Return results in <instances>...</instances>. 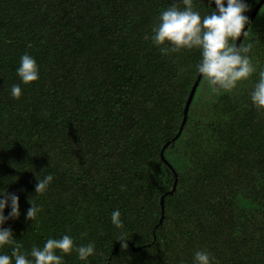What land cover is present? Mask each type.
Masks as SVG:
<instances>
[{
  "label": "trees",
  "instance_id": "trees-1",
  "mask_svg": "<svg viewBox=\"0 0 264 264\" xmlns=\"http://www.w3.org/2000/svg\"><path fill=\"white\" fill-rule=\"evenodd\" d=\"M192 2L202 18L216 9L213 0ZM244 2L249 19L260 0ZM174 4L185 7L0 0V199L20 201L19 218L3 227L28 259L34 246L68 235L74 249L92 243L95 252L85 261L58 252L62 264H194L197 251L210 264H264V110L251 100L264 71V5L240 43L252 44L255 71L231 91L202 75L175 139L202 54L164 55L153 43ZM25 54L39 72L28 85L17 74ZM30 202L41 209L35 221L26 218ZM116 210L122 228L112 223Z\"/></svg>",
  "mask_w": 264,
  "mask_h": 264
},
{
  "label": "clouds",
  "instance_id": "clouds-1",
  "mask_svg": "<svg viewBox=\"0 0 264 264\" xmlns=\"http://www.w3.org/2000/svg\"><path fill=\"white\" fill-rule=\"evenodd\" d=\"M216 9L209 15L201 17L199 12L193 11L192 0H182L183 9L175 4L161 12L157 25L153 28L152 41L160 48L162 54L177 53L183 49L198 48L201 50L202 59L197 65V70L206 79L207 83L216 90L231 91L237 87L238 82L247 80L255 71L249 53L252 44L234 42L246 35L245 26L248 17L245 13L249 10L244 0H213ZM227 5V6H225ZM170 45V46H169ZM17 74L25 85L38 81V66L34 58L25 54L21 58ZM22 90L20 85H13L11 95L19 99ZM251 100L258 110H264V71L259 74V82L251 93ZM35 186L37 196L43 194L52 182V175L37 179ZM0 199V248L14 245L11 257L0 255V264H62V257L57 253L71 254L76 251L81 261L94 255L95 246L92 243L75 247L74 241L64 235L60 239H48L43 247H33L31 257L21 251L22 245L15 242L11 229L3 225L9 219H18L20 216V201L15 194H3ZM31 201V200H30ZM11 211L6 217L4 212L9 207ZM27 210L26 218L35 221L41 211L31 203ZM121 213L119 210L111 214L112 223L117 228H122ZM123 242V238L119 240ZM125 245V244H124ZM194 264H210V256L206 251H197L194 255Z\"/></svg>",
  "mask_w": 264,
  "mask_h": 264
},
{
  "label": "water",
  "instance_id": "water-1",
  "mask_svg": "<svg viewBox=\"0 0 264 264\" xmlns=\"http://www.w3.org/2000/svg\"><path fill=\"white\" fill-rule=\"evenodd\" d=\"M263 5H264V0H260V2L258 3V5L256 6V8L254 9L252 15H251L250 18L248 19L249 22H248V24L245 26V31H247L249 25L251 24V22L253 21V19H254L255 16L257 15V13L260 11V9L263 7ZM243 37H244V34H242L241 37L238 39L237 44H236L237 46L240 45L241 40L243 39ZM201 77H202V74L199 75L198 80L196 81V83L194 84V86H193V88H192L191 94H190V96H189L188 102H187L186 107H185V116H184L183 123H182L181 129H180V132H179V134L177 135V137H176L175 139H177V138L181 135V132H182V130H183L185 124H186V121H187V115H188V111H189V106H190V103H191V101H192V99H193V97H194V94H195L196 90H197V87H198V85H199V82H200ZM168 144H169V143H168ZM168 144H167V145H168ZM162 155H163V152H162ZM176 185H177V181L175 182V184H174V188H173V190H172L171 193H173V192L175 191V189H176ZM164 200H165V197L163 196V197L161 198L162 216H161V219H160V223H159V224H162L163 221H164V211H165V208H164Z\"/></svg>",
  "mask_w": 264,
  "mask_h": 264
}]
</instances>
